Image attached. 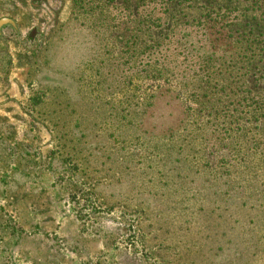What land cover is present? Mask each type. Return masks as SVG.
Returning a JSON list of instances; mask_svg holds the SVG:
<instances>
[{
  "label": "rangeland",
  "instance_id": "374dc122",
  "mask_svg": "<svg viewBox=\"0 0 264 264\" xmlns=\"http://www.w3.org/2000/svg\"><path fill=\"white\" fill-rule=\"evenodd\" d=\"M155 1L158 2L147 7L137 8L134 5L139 3L138 0H49L52 6L51 10L58 12L55 24L52 23L47 28L49 30L54 25L52 29H54L55 36L49 40L48 57L44 58L43 62L46 60V63L40 68L46 67V69L43 68L45 71H42L40 77L48 79L45 72L49 75L51 73L52 76L59 75L66 90L62 91L60 87L53 88L38 83L37 62L31 63L27 79L34 83L29 89L31 96L25 102L28 115L22 116L20 123L17 124L18 137L22 138L24 124L28 123L32 131L30 134L31 145L36 144L35 152L38 153L37 158L32 156L28 160L31 162V166L38 169V172H48L50 181L60 175V180L53 183L60 190V198L70 199L72 204L77 209L81 208V212L86 215L91 210L88 208V203L83 207L82 203H74L80 195L78 192L80 184L78 185L71 175L62 170L61 164H55V168H53L54 166L49 164L46 156L55 155L56 158L65 160L69 157L68 152H74L75 159L85 163L84 165L79 164L77 171L86 170L93 178L89 181L96 185L117 179V177L121 178L119 173L121 169H124V171L130 172L128 173L129 178L123 175L127 181L130 179L135 186L143 187V189L154 188L155 183L150 184L147 179L153 178V182H156L154 175L161 163H158L157 160L149 161L147 159V155L153 159L155 155L153 152L157 151L159 143V141L153 142L154 139L151 136L164 129L168 130L169 127L177 124L183 116V105L176 99L174 93L167 91L159 94L147 114L141 113L136 116L138 114L135 112L136 105L140 102L137 94L142 93L144 85V81L140 78V71L144 63L141 51L146 42L160 40L176 23L183 24V26L194 24L204 16L211 15L216 18L224 16L227 12L230 17L218 21L219 23L213 22L214 28L211 30L202 32L199 29H186L182 33L187 35L186 39L182 40V34L173 38L175 42H179L178 49L172 50V52L176 61L181 64L180 69L185 67L181 63L184 59V54L180 55L181 48L188 54L189 60L195 52L202 57L215 48L216 55L220 57L222 48L228 50L229 43L226 39L228 27L225 25L234 22L232 20L237 12L242 13L241 19L235 24L233 23L231 29H238L240 24L248 23L247 26L252 27L253 32L264 39L263 18L245 12L243 5L237 3L238 0ZM160 1L167 4L161 6ZM243 12H245L244 15ZM245 14H247L246 18ZM145 18H148L149 21L161 18L165 21V25L161 28L150 27L149 23L144 21ZM106 23L109 24L108 28L104 26ZM85 51V58L75 66H68L61 59L63 57L72 61ZM90 56L97 58V67L96 61H91ZM2 59L7 61L4 56ZM90 62L92 63L91 68H81ZM132 66L135 67L133 71L131 70ZM95 72L98 76H95ZM131 80L134 81L133 86L130 84ZM249 83L254 91L264 94V54L255 63L250 73ZM128 107L132 113L133 123L129 119L121 120L122 117L118 116L116 112L118 109L122 114ZM27 135L29 136V134ZM135 143L140 144L135 146ZM33 148L31 151H34ZM22 151H25V147ZM8 153L10 154L9 150H2L1 155L8 157ZM213 154V161H217L221 156L228 157L225 151ZM89 160L90 164H88ZM166 160L164 169H162L166 175L164 180L170 181L177 174L184 177L186 181L182 189L174 183H169L167 186L160 185L162 192H160L159 199H155L152 195L142 196L148 206V210L144 213L137 206L133 207L137 210L136 221L140 228L136 236H142L141 240L138 239V246H135L134 250H131L126 244L130 239V230L127 228L129 224L125 223L128 219L127 216L110 215L103 212L89 217L92 223V232L96 236L101 235L106 240L107 251H110L107 254L108 257L104 259L107 264H143L141 249L159 252L160 244L167 246V243L172 244V248L168 247L165 254L166 259L162 261L163 264H169L177 257L193 256L194 251V256L200 252L199 244L195 245V236L193 238L188 234L185 236L173 224H178L181 221V215L176 213L179 198H183L187 208L191 210L195 207L193 202L195 201L193 198L195 192H204V190H199V187L207 188L208 184L204 182V177L198 178L197 183H192V177L196 176L197 170L188 162H178L177 154H173ZM40 164L44 166L41 167ZM111 167H113L114 173L110 175ZM101 171L102 173H100ZM106 173L110 176H104ZM172 181L176 182L173 179ZM129 202L130 198L126 200L125 197L124 204H130ZM216 206L219 205L212 207ZM13 211L16 219L12 217L7 222L2 218L0 221V252L7 250L10 246L15 249L22 234V229L18 231L21 221L19 209L13 208ZM79 216L81 217V214ZM69 218L70 215L67 211L65 219L69 220ZM163 234L166 237L169 236L165 243H162ZM180 235H182L181 238L174 237ZM92 239L95 238L92 237ZM179 240L180 243H178ZM109 255H114V258L111 259ZM240 263L242 262L238 256L234 257L233 255L218 257L212 261V264ZM0 264L6 263L0 260Z\"/></svg>",
  "mask_w": 264,
  "mask_h": 264
},
{
  "label": "trees",
  "instance_id": "16d2710c",
  "mask_svg": "<svg viewBox=\"0 0 264 264\" xmlns=\"http://www.w3.org/2000/svg\"><path fill=\"white\" fill-rule=\"evenodd\" d=\"M138 2L134 5L137 8L147 7L158 1ZM160 3L161 6L167 4L163 1ZM237 3L243 5L245 12L256 17L261 16L264 20V0H238ZM228 13L216 18L211 15L204 16L197 20V23L184 26L176 23L160 40L146 42L141 51L144 63L140 78L144 85L142 93H135L140 100L136 105L135 112L138 113L136 116L141 113L147 114L156 98L164 91L174 93L184 108L183 116L177 124L151 136L153 142L159 143L157 151L153 152L155 154L153 159L149 155L147 159L161 163L154 175L156 182H153V178L147 179L150 184L155 183L154 188L143 189L135 186L130 179L127 181L126 177L129 178L130 172L124 169L119 173L121 178L117 177L96 185L89 181L93 178L86 170L77 171L78 165L85 163L75 159L74 152H68L67 159L59 160L62 170L71 175L78 185L80 184L78 190L80 195L74 203H82V207L88 203V208L91 209L89 211L87 209L86 215L81 212V208L77 209L74 205L79 219L91 221L89 217L103 212L127 216L125 223L129 224L127 228L130 230V239L126 244L131 250L138 246V239H142L141 235L136 236L140 228L136 221L138 213L133 207L137 206L144 213L148 206L142 196L152 195L159 199L162 192L160 185L174 183L182 189L186 181L177 174L171 177L176 182H171L172 179L167 182L164 180L166 175L162 169L167 162L166 159L177 154L178 162L185 161L194 167L197 171L196 176L192 177V183H197L198 178L204 177V182L208 184L207 188L202 186L199 190L204 192H195L193 196L195 207L191 210L187 208L185 200L179 198L176 213L181 215V221L178 224L174 223L173 226L185 236L187 234L192 238L195 236V245L199 244L200 252L194 256V251L193 256L190 255L188 258L177 257L169 264H212L218 257L230 255L238 256L242 262L240 264H264V94L254 91L249 83L255 63L264 54V39L257 36L253 28L247 26L248 23L240 24L238 29H231L233 23L241 19L242 13L237 12L232 20L234 22L225 25L228 27L226 39L229 49L222 48L220 57L216 55V49L212 48L202 57L196 52L193 53L189 60L188 54L181 48L180 55L184 54L181 63L185 67L180 69L181 64L176 61L172 52L178 49L179 42L173 40L176 35L182 34L186 29H199L202 32L211 30L214 23L229 18ZM144 21H147L150 27L161 28L165 25L161 18L156 21L145 18ZM104 26L108 28L109 24L106 23ZM54 36L53 31L51 38ZM182 38L186 39L187 35L182 34ZM194 57L196 58L193 59ZM89 58L93 62L96 61L97 67V58L92 56ZM45 63L46 60L43 64ZM91 66L90 62L81 68ZM134 69L132 66L131 70ZM45 75L48 79L40 77V84L66 90L59 75L52 76L46 72ZM95 76H98L96 72ZM130 84L133 86L134 81L131 80ZM116 112L122 117L121 120L129 119L133 123L129 107L122 114L118 109ZM139 144L135 143V146ZM218 151H225L228 157L221 156L217 161H213L212 155ZM94 162L101 164L98 161ZM90 163L89 160L88 164ZM109 170L110 175L114 173L113 167ZM97 174L99 176V173ZM110 175L106 173L104 176ZM123 175L126 176L125 179ZM80 197L82 198L79 201ZM125 197L126 200L130 198V204H124ZM217 204L219 206L212 207ZM10 218L6 216L4 220L9 222ZM168 237L164 236L162 243H165ZM174 237L181 238L182 235ZM166 245L160 244L162 249L160 247L159 252L141 249L142 263L163 264L168 247L172 248V244Z\"/></svg>",
  "mask_w": 264,
  "mask_h": 264
},
{
  "label": "crops",
  "instance_id": "0c3cea01",
  "mask_svg": "<svg viewBox=\"0 0 264 264\" xmlns=\"http://www.w3.org/2000/svg\"><path fill=\"white\" fill-rule=\"evenodd\" d=\"M51 7L49 0H0V221L6 216L16 219L13 208L17 207L18 231L22 229L17 247L0 252V260L6 264H107L104 259L110 251L104 237L92 232L91 221L79 219L70 199L60 198L53 184L60 175L50 181L48 172H38L28 161L38 155L28 123L22 138L18 137L17 124L28 115L25 102L34 83L27 79L28 68L37 62L39 80L54 25L47 28L57 20L58 11ZM2 150H9L8 157H2ZM46 157L53 168L61 164L55 155Z\"/></svg>",
  "mask_w": 264,
  "mask_h": 264
},
{
  "label": "clouds",
  "instance_id": "9594fccd",
  "mask_svg": "<svg viewBox=\"0 0 264 264\" xmlns=\"http://www.w3.org/2000/svg\"><path fill=\"white\" fill-rule=\"evenodd\" d=\"M61 56V55H60ZM86 56V51L83 52L78 58H76L75 60L72 61H68L66 59H64L63 57H61L62 60H64V62L68 65V66H75V64H78L82 59H84Z\"/></svg>",
  "mask_w": 264,
  "mask_h": 264
}]
</instances>
